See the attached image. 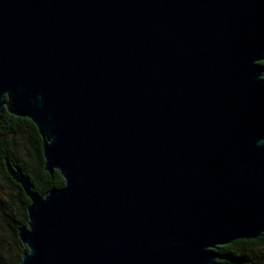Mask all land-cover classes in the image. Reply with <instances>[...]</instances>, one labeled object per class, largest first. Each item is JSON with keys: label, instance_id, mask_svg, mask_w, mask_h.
Returning a JSON list of instances; mask_svg holds the SVG:
<instances>
[{"label": "water", "instance_id": "obj_1", "mask_svg": "<svg viewBox=\"0 0 264 264\" xmlns=\"http://www.w3.org/2000/svg\"><path fill=\"white\" fill-rule=\"evenodd\" d=\"M264 0H0V115L44 195L20 264H219L264 235Z\"/></svg>", "mask_w": 264, "mask_h": 264}, {"label": "trees", "instance_id": "obj_2", "mask_svg": "<svg viewBox=\"0 0 264 264\" xmlns=\"http://www.w3.org/2000/svg\"><path fill=\"white\" fill-rule=\"evenodd\" d=\"M6 161L22 169L39 195L62 187L63 179L57 171L50 175L44 170L41 138L34 124L4 110L0 115V264H20L26 247L17 233L27 224L29 199L7 174ZM4 186L10 192H3ZM227 254L230 256L228 264H264V235L236 241Z\"/></svg>", "mask_w": 264, "mask_h": 264}, {"label": "flooded vegetation", "instance_id": "obj_3", "mask_svg": "<svg viewBox=\"0 0 264 264\" xmlns=\"http://www.w3.org/2000/svg\"><path fill=\"white\" fill-rule=\"evenodd\" d=\"M241 240H245V239H241ZM236 241H239V240H236ZM232 242L230 244H227V245H222V246H219L215 249V251L222 255V256H225V257H228V259L230 258V256L227 254V250H231L232 246L235 244V242ZM228 259H225V260H219L217 261L219 264H228L227 261H229Z\"/></svg>", "mask_w": 264, "mask_h": 264}, {"label": "rangeland", "instance_id": "obj_4", "mask_svg": "<svg viewBox=\"0 0 264 264\" xmlns=\"http://www.w3.org/2000/svg\"><path fill=\"white\" fill-rule=\"evenodd\" d=\"M3 192H10L5 186H4V188H3ZM1 235H2V233L0 234V238H1Z\"/></svg>", "mask_w": 264, "mask_h": 264}]
</instances>
